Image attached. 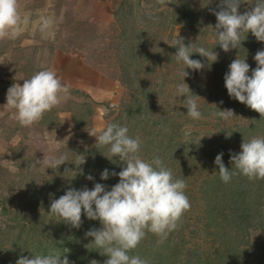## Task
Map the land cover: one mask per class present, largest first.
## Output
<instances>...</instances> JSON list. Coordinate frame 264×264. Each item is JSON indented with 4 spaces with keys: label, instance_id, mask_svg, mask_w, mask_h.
Here are the masks:
<instances>
[{
    "label": "trees",
    "instance_id": "trees-1",
    "mask_svg": "<svg viewBox=\"0 0 264 264\" xmlns=\"http://www.w3.org/2000/svg\"><path fill=\"white\" fill-rule=\"evenodd\" d=\"M197 1L199 0H154L156 4L153 7L146 9V12L137 13V6L133 1L126 0L127 8L119 18L124 29L119 35L118 48L119 52L124 51L125 56L118 57L116 62L131 97L117 112L112 113L114 117L109 123L116 122L126 126L130 136L141 139L139 155L144 160L150 162L159 156L165 166L172 170L175 178L184 179L187 185L184 191L191 204L190 209L182 215L177 228L163 243H158L160 238L148 232L138 247L129 253L139 255L148 260L149 264H201L203 259L206 260L205 264H218L221 260L235 258L241 250L240 243L230 239L233 236L231 231L242 235L250 234L252 229L264 233V179L249 180L238 174L229 183H224L214 163L216 155L223 152V163L230 169V151L239 153L243 138L250 140L253 137H264V117L261 118L259 113L231 98L224 85L228 66L237 56L240 59L246 58L251 66V75V69L256 67L254 56L258 50L264 49V42H258L250 32L242 33V44L225 53L216 45L217 38L212 28L216 17L211 10L217 9L219 0L215 3V0H200V6ZM140 2L144 3L145 0H139V4ZM198 7H201L200 14L196 13ZM247 7L242 4V10L239 11L243 13ZM138 21L144 22L147 28H138ZM127 22H132V25H126ZM182 22L194 34L188 38L180 36L184 38L185 45L193 43L194 51L204 47L208 50L213 48L218 53L217 62L211 63L210 67H207V58L194 53L191 58L200 59L206 67L201 71L185 69L189 72L185 82L199 96L195 98L206 120H193L187 116V109L183 106L186 97L179 99L176 89V85L183 82V70L186 66L183 62H177L173 56L176 41L155 30L161 24H165L163 29H167L170 23L175 25ZM213 86L215 95L210 97L208 94ZM75 93L84 94L79 89ZM85 97L87 100L78 107L80 111L75 115L76 129H81L88 122L93 124V101L89 94H85ZM224 109L234 110L236 116L224 120L215 115ZM47 116L52 117L49 114ZM192 121L195 124L206 123L210 128L203 135H198L195 130L187 127ZM64 157L66 162L59 166L57 175L52 176L45 187L36 185L38 179L35 178L41 174L26 177L33 182V185L28 186L32 199L30 204L37 201L40 206L35 210L30 209L31 213L25 209L22 214L24 218L21 213H14L12 222L7 226L15 228L17 224L21 229L18 233L7 235L9 239L2 244V247L6 246L1 254L2 260H5L2 264H15L20 255L47 254L51 249L58 248L69 249L66 252L68 258L78 260L73 264H90L91 260L103 264L107 259L101 255L102 249H97L90 243L92 238L85 236L90 228L101 227L99 221L89 220L82 215V226L76 229L62 222L59 216L52 214L58 220H49L50 200L58 199L69 187L81 189L87 186L92 189L94 183H102L110 190L111 186L118 183L119 177L110 176L108 180H101V172L108 169L118 173L123 165L118 157L110 154L109 146L96 144L69 145ZM83 157L86 162L79 165ZM66 168L77 173H64ZM79 169L83 170V175L79 174ZM86 175L93 176L94 180L86 179ZM6 198L2 201V208L5 212H11L12 207L5 204ZM17 207L22 209L19 205L14 206L15 209ZM33 213L37 215L32 219ZM197 228H203L221 240L206 256L194 253L186 245L189 235ZM28 245H34L32 250H25ZM247 252L244 247L243 253Z\"/></svg>",
    "mask_w": 264,
    "mask_h": 264
},
{
    "label": "clouds",
    "instance_id": "clouds-1",
    "mask_svg": "<svg viewBox=\"0 0 264 264\" xmlns=\"http://www.w3.org/2000/svg\"><path fill=\"white\" fill-rule=\"evenodd\" d=\"M242 4L248 6L243 13L239 11ZM211 11L216 17V23L212 26L217 38L216 45L225 53L242 44V33L250 32L258 42H264V0H219L217 9ZM20 23L18 0H0V39L16 38L20 34ZM49 23L45 21L44 26L47 27ZM192 44L185 45L184 38L180 36L175 42L176 52L173 56L177 62H183L186 66L183 70V82L177 84L176 89L178 97H186L183 106L187 109V116L199 120L203 118L195 98L199 96L185 82V78L189 76L185 69L201 71L206 67L200 59L191 58L194 53L207 58V67L217 62L218 53L213 48L208 50L204 47L194 51ZM254 60L256 67L251 69V75V66L246 58L240 59L237 56L232 60L224 76V85L231 98L259 113L262 118L264 49L256 52ZM68 91L67 85L55 70H41L30 78L23 79L22 85L13 83L7 90L6 104L3 106L16 110V120L21 126L31 127L46 111L61 104ZM215 115L224 120L236 116L232 109L219 110ZM87 132L95 137L96 145L109 146L110 154L118 157L122 163L123 167L118 173L108 169L101 172V180L118 176V183L111 186L110 190L102 183H94L92 189L87 186L81 189L69 187L58 199L50 200L49 213L59 216L62 222L76 229L82 226V215L89 220H98L101 227L90 228L85 236L91 237L90 243L103 250L101 255L107 257L103 264H149L148 260L139 255L129 253L138 247L148 232L160 238L158 243H163L177 228L182 215L191 207L184 191L186 182L175 178L172 170L165 166L159 156L150 162L144 160L139 155L141 139L130 136L126 126L111 122L99 133L95 129ZM240 149L239 153L230 151V169L223 163V152L216 155L214 163L221 181L229 183L238 174L249 180L264 179V137H253L250 140L243 138ZM65 162L63 155L44 153L43 159L36 160L33 166L43 165L53 169ZM85 162L83 157L79 165ZM72 171L75 170L66 168L64 173ZM79 174H84L82 169H79ZM86 179L92 181L94 177L86 175ZM15 264L73 262L69 261L66 254L51 249L47 254L20 255ZM90 264L99 262L91 260Z\"/></svg>",
    "mask_w": 264,
    "mask_h": 264
},
{
    "label": "rangeland",
    "instance_id": "rangeland-1",
    "mask_svg": "<svg viewBox=\"0 0 264 264\" xmlns=\"http://www.w3.org/2000/svg\"><path fill=\"white\" fill-rule=\"evenodd\" d=\"M132 1L137 6V13L146 12V9L156 4L154 0H145L140 4L139 0ZM125 3L126 0H18L20 34L14 39H0L1 264L5 261L1 254L6 247H2V244L9 239L7 235L18 233L21 229L14 223L15 220V228L7 226L12 222L14 213H21L22 216L25 209L31 213V210L40 206L37 201L30 204L32 199L28 186L33 185V182L26 177L41 174L35 178L38 182L34 184L45 187L50 178L57 175L58 168L33 166L36 160H42L44 153L66 156L69 145L95 144V137L90 136L87 131L95 129L99 133L104 130L114 117L112 113L117 112L131 97L116 62L118 57L125 56L124 51L119 52L118 48L119 35L124 29L119 18L127 8ZM197 4L200 6L201 1H197ZM200 11L201 7H198L196 13L200 14ZM45 21L50 22L47 27L44 26ZM125 24L129 26L132 22ZM164 25L156 26L155 30L172 41H176L178 36L188 38L194 35L185 22L175 25L170 23L167 29H163ZM136 26L140 29L147 28L141 21ZM46 69L55 70L69 91L61 104L46 111L31 127H23L16 120V110L3 106L6 104L7 90L13 83L22 85L23 79ZM78 89L84 94L75 93ZM214 89L215 86L208 94L210 97L215 95ZM85 94H89L93 101V124L88 122V125L76 129L75 115L80 111L78 107L87 100ZM46 114L52 117L48 118ZM203 118L206 120L205 115ZM62 127L64 129L61 131ZM187 127L195 130L198 135H203L210 128L206 123L195 124L194 121L187 124ZM4 195L8 198L5 204L12 207L11 212H5L2 208ZM16 205L22 209H15ZM36 215L33 213L32 219ZM48 217L49 220L56 218L51 213H48ZM231 235L230 239L239 242L241 250L235 258L221 260L218 264H264V233L252 229L247 235L235 231H231ZM219 241V238L216 239L203 228H197L189 235L186 245L194 253L206 256ZM8 243L12 245L11 242ZM33 246L28 245L25 250H32ZM244 247L248 250L245 254ZM58 251L66 254L69 249L58 248ZM203 260L201 264H205L206 260ZM69 261L78 262L76 258Z\"/></svg>",
    "mask_w": 264,
    "mask_h": 264
},
{
    "label": "crops",
    "instance_id": "crops-1",
    "mask_svg": "<svg viewBox=\"0 0 264 264\" xmlns=\"http://www.w3.org/2000/svg\"><path fill=\"white\" fill-rule=\"evenodd\" d=\"M62 129H64L63 127L61 128V131H62Z\"/></svg>",
    "mask_w": 264,
    "mask_h": 264
}]
</instances>
